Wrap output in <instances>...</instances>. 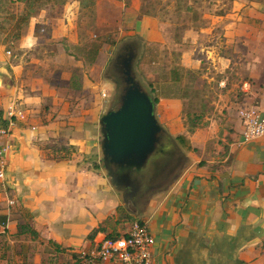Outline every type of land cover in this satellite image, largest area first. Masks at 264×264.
<instances>
[{"label": "crops", "instance_id": "obj_1", "mask_svg": "<svg viewBox=\"0 0 264 264\" xmlns=\"http://www.w3.org/2000/svg\"><path fill=\"white\" fill-rule=\"evenodd\" d=\"M199 1L196 22L174 47L163 45L157 17L137 23L142 44L156 52L140 63L143 45L137 77L156 89V114L179 167L136 211L99 161L111 54L81 43L80 2L66 5L73 13L62 17H33L15 61L0 44L4 123L13 106L27 113L4 139L11 148L0 180V264H78L79 252L108 234L127 235L136 220L156 237L152 264H264V135L244 142L239 116L243 104L264 111V0ZM37 25H50L51 39L68 38L83 52L48 53ZM164 50L167 66L160 65ZM193 88L203 94L198 105ZM188 113L203 119L193 131Z\"/></svg>", "mask_w": 264, "mask_h": 264}, {"label": "rangeland", "instance_id": "obj_2", "mask_svg": "<svg viewBox=\"0 0 264 264\" xmlns=\"http://www.w3.org/2000/svg\"><path fill=\"white\" fill-rule=\"evenodd\" d=\"M75 1L76 0H68L66 5L70 6ZM83 1L84 6L82 5V9H77L76 11L74 10V14L76 13L75 19L76 22H78L77 29L78 32H81L82 34L81 43L95 45L98 44L100 46L103 45L106 50L109 51V54H111L109 57L110 59L108 60L106 65L105 72L103 74V79L108 89L107 92H109V96L106 99L107 103L105 112L114 106L116 95L119 92L113 80L110 78V76H108L109 74L107 72V67L109 65V62L113 58L118 46L123 42L133 39L139 42L144 41L142 35L137 32L138 30L140 31V27L137 28L139 20L144 16L157 17L161 22L162 30H164L165 32L164 38L166 39V42H163V45L165 46V48H167L169 45L170 47H174L175 43H172V40L180 37L183 31L187 30V28H189L193 25V23L196 22L195 18L198 15V8L201 9V1L199 0H94L95 5L92 7L88 6V4H90L91 2L90 0ZM207 1L209 2L210 0ZM77 2L79 3V0H77ZM66 5L64 11L59 15V17H62L65 13H73V9H67L68 11H65ZM211 5L212 4L208 5V7H211ZM24 8L25 4L18 2L10 8L9 12L19 15L22 13ZM210 9H212V7ZM57 13H60V9L49 5L44 10H42L40 14H44L43 16L48 15L53 18V15H57ZM40 14L38 16H40ZM6 16L7 15L5 13H1L0 22L4 21V17ZM4 22L6 23V28H9L11 26L10 21ZM28 26L29 25H27L25 28V33L28 30ZM45 26L46 25H37L36 27V34L40 36L39 47L47 48L49 50L48 53H53L52 50L56 51L58 47L65 48L68 53L77 51L81 54L83 52L82 50L76 49L75 45L68 41V38H65L63 40L51 39V27L50 25H47L48 27ZM5 35L6 32L2 34L1 41H3ZM19 44L20 42L15 46L9 47L5 45L7 50L11 51V54L9 55L12 58L14 56H18L14 58L13 61H15V59H18L22 55V51L19 50ZM145 48L146 47H144V49ZM165 50L162 51V62L160 63V65L162 66H167L166 64L168 63L164 56ZM25 57H28V55H26ZM39 57L42 59L44 58L42 55H40ZM55 57L56 56H53L54 59ZM29 60H31V58ZM50 66H52L51 70H53L56 68V63H50ZM153 70L154 68L152 67V71ZM141 81L147 86V83L144 82V80L141 79ZM191 94L193 103L198 105L200 103V99L203 98V94L200 91L196 90H192ZM67 150L68 153H72L70 149ZM99 161H102V157L101 159L99 158ZM102 165L105 167V164L103 162ZM145 198L146 197L140 199L137 204L129 201V203L131 204V209L133 211H136V206L138 205L139 207V202H142ZM141 206L143 207V203L140 205V207Z\"/></svg>", "mask_w": 264, "mask_h": 264}, {"label": "water", "instance_id": "obj_3", "mask_svg": "<svg viewBox=\"0 0 264 264\" xmlns=\"http://www.w3.org/2000/svg\"><path fill=\"white\" fill-rule=\"evenodd\" d=\"M142 48V42L134 39L123 42L107 67L110 77L112 68L118 63L124 66L125 72L118 105L104 112L100 119L103 134L101 152L110 176H114V168L142 172L162 146L163 135L166 134L156 114L155 96L137 77ZM127 49L130 51L126 54ZM164 149L168 151V148Z\"/></svg>", "mask_w": 264, "mask_h": 264}, {"label": "built area", "instance_id": "obj_4", "mask_svg": "<svg viewBox=\"0 0 264 264\" xmlns=\"http://www.w3.org/2000/svg\"><path fill=\"white\" fill-rule=\"evenodd\" d=\"M8 54L11 51L8 50ZM106 92L103 96H106ZM10 119L5 124L0 118V180L6 179L8 168V152L10 145L4 139L10 136L16 125V119H26V110L13 106L8 111ZM239 116L243 124L242 138L244 142L264 135V111L254 104L241 106ZM15 200H11L14 204ZM157 240L146 221L136 220L125 236L105 237L94 247L82 250L78 255V264H102L115 261L119 264H152Z\"/></svg>", "mask_w": 264, "mask_h": 264}, {"label": "flooded vegetation", "instance_id": "obj_5", "mask_svg": "<svg viewBox=\"0 0 264 264\" xmlns=\"http://www.w3.org/2000/svg\"><path fill=\"white\" fill-rule=\"evenodd\" d=\"M129 51V49L125 50V53L127 54ZM110 78L119 91L113 106L116 107L119 103V93L125 83L124 66L121 63L112 68V77ZM172 143V139L167 134H164L162 146L140 173H129V171H120V169L114 168L115 174L111 178L124 191L127 200H133L137 204L140 199L148 198L150 195L157 193L165 185L167 179L175 174L177 166L172 164L174 156V151L170 149ZM164 148H168V151H165Z\"/></svg>", "mask_w": 264, "mask_h": 264}, {"label": "trees", "instance_id": "obj_6", "mask_svg": "<svg viewBox=\"0 0 264 264\" xmlns=\"http://www.w3.org/2000/svg\"><path fill=\"white\" fill-rule=\"evenodd\" d=\"M90 1L91 2L90 4H88V6L89 7L94 6L95 5L94 0H90ZM18 2L25 4V8L23 9L22 13L19 15H16L14 13L9 12L10 8ZM67 2L68 0H0V17H1V13H5L7 16L4 17V21H10L11 23V26L9 28H6L5 26L6 23L4 21L0 22V44L6 45L7 47L15 46L17 43L20 42V40L24 36L25 28L27 25L30 24V21L33 17H37L41 13V11L44 10L49 5H52V7H56L57 9L58 8L60 9L59 14L57 13V15H53V17H57V16L59 17V15L64 11L65 5ZM79 2H80L79 10H81L82 7L84 6L83 5L84 1L79 0ZM38 26H44V25H38ZM45 27H48V26L46 25ZM4 32H6V35L3 41H1L2 40L1 37H2V34H4ZM79 35L81 38V35H82L81 32H79ZM95 46H96L95 48L98 49L100 45L96 44ZM145 47L146 48L144 51V55L140 63L149 62L151 59L150 58L151 55L153 53L156 54L154 50H150L149 45L145 44ZM157 52H158L157 56L160 55L159 54L160 51H157ZM189 74H191L190 71H189ZM79 77H80L79 72L74 71L72 78H71L72 83H76ZM72 86H75V84ZM193 91H195V89H193ZM150 92L154 94L156 103H158L159 97L157 96L156 89L152 87ZM245 105H250V104H243V106ZM0 118H2L3 122H5V119L3 118V111L1 110H0ZM185 121L189 125V130L193 131L199 124L203 122V119L197 115L193 117L190 113H188ZM178 139L180 140V142L183 143V141H185V136H178ZM102 162L103 163L105 162L103 158H102ZM96 167H98V165ZM96 233H97V230H94V232L91 234V237H94ZM107 237H117V236H112L111 234H108Z\"/></svg>", "mask_w": 264, "mask_h": 264}]
</instances>
